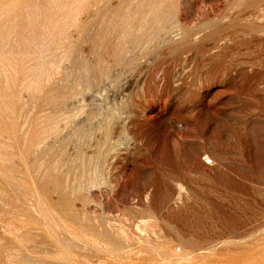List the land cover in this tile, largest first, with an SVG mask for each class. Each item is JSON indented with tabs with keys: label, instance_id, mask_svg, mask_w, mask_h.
Wrapping results in <instances>:
<instances>
[{
	"label": "rangeland",
	"instance_id": "374dc122",
	"mask_svg": "<svg viewBox=\"0 0 264 264\" xmlns=\"http://www.w3.org/2000/svg\"><path fill=\"white\" fill-rule=\"evenodd\" d=\"M0 264H264V0H0Z\"/></svg>",
	"mask_w": 264,
	"mask_h": 264
}]
</instances>
